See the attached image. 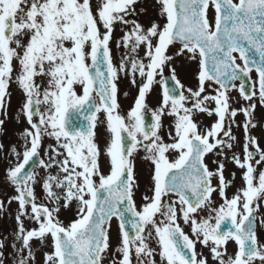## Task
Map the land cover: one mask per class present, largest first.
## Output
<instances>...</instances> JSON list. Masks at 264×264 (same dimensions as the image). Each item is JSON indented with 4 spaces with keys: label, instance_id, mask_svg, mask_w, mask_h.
<instances>
[{
    "label": "snow or ice",
    "instance_id": "6c2138e0",
    "mask_svg": "<svg viewBox=\"0 0 264 264\" xmlns=\"http://www.w3.org/2000/svg\"><path fill=\"white\" fill-rule=\"evenodd\" d=\"M137 2L0 0V113L6 114L8 88L15 75L24 93L21 114L29 125L23 133V151L13 146L16 162L7 170L15 194L0 200V212L6 203L18 205L13 264H33L30 241L34 238L42 247L51 239L45 264H104L110 250L111 264H133V255L136 264H157V255L160 264H209V257L213 264H264V244L256 236L264 171L257 172L252 163L257 155L256 165L264 163V148L250 134L256 127V103L232 107L238 101L230 96L231 90L249 102L258 96L264 106V0H155L167 22L153 20L149 27L129 18L136 13ZM116 25L128 28L116 42L117 48L128 50L118 65L113 64L109 47ZM174 44L176 57L186 55L199 64L195 89L185 88L174 68H170L172 86L164 76L173 63L167 52ZM14 61L18 62L15 73ZM253 71L257 79L249 89ZM121 74L137 88L126 116L118 103ZM154 84L161 85L162 103L152 110L153 122L146 126V99ZM101 112L111 133L108 174L101 171L95 142ZM165 113L175 120L168 132L170 142L160 132ZM201 113L216 116L215 123L201 128L195 119ZM238 113L245 117L242 125L236 124L245 133L243 159L233 152L237 138L232 126ZM72 114H79L87 124L73 125ZM4 123L0 119V128ZM45 135L56 143L41 158ZM140 149L154 169L151 194L143 195L137 210L134 153ZM229 153L231 162L244 170L243 184L231 198L226 190L235 173L230 174L232 179L225 176ZM171 154H175L172 159ZM209 154L218 157L211 161L215 168L205 162ZM34 157L33 170L26 171ZM37 184L45 200H38ZM214 192L223 200L218 208L212 207ZM73 202L76 218L65 225L58 214L61 208L70 210ZM204 212L206 216L201 215ZM25 218L37 227L26 229ZM113 219L115 248L109 235ZM225 221L231 226L222 230ZM259 223L264 226V218ZM229 241L238 245L234 256L227 255ZM197 244L207 249V256L197 252ZM4 248L5 240H0V264H5Z\"/></svg>",
    "mask_w": 264,
    "mask_h": 264
},
{
    "label": "rangeland",
    "instance_id": "374dc122",
    "mask_svg": "<svg viewBox=\"0 0 264 264\" xmlns=\"http://www.w3.org/2000/svg\"><path fill=\"white\" fill-rule=\"evenodd\" d=\"M96 0H93V3L95 4ZM157 5L155 0H138L137 4L134 5V7L136 8V13H134L131 17V19H137L139 23H141L142 25H144L145 27H149L151 25V22L153 21V19L148 16L147 13L150 12V8L153 5ZM158 7V5H157ZM144 8L146 9V11H144L143 13L140 12V9ZM159 15V13H158ZM160 16V15H159ZM166 23V22H165ZM159 24V23H158ZM101 31H103V29L101 28ZM128 31V28H121L120 25H116L113 31V35H112V40L110 41L109 47L112 51V55H113V60L115 61V63L118 65L121 58L125 55V53L128 51L127 49H125L124 47H120L117 48L116 47V42L119 41L121 39V37L124 35V32ZM15 46V45H13ZM178 48V46L171 45L169 46L168 52L167 54L170 56H173V61H175L176 59H181V60H187V56H182V57H176L175 56V51ZM140 56H143V49H140L139 52ZM190 60V59H189ZM193 62V63H192ZM188 63L191 64H187V61H184V64L187 65L189 67V70L187 72H185L181 78L183 81V85L185 88H192L195 89L197 87L198 84V72H199V64L196 61H188ZM251 77L253 79V81H255L257 79V74L256 72H252L251 73ZM118 84V103L120 104V113L121 115H125L127 114V112L130 110V108L132 106H134V100H135V95H137V88L136 86L132 85L129 82V78L127 75L121 74L120 79L117 81ZM127 94V95H125ZM152 95L153 93L148 94L147 99H146V104H147V108L144 110V112L146 111H152L153 110V103H152ZM230 96L234 99H236L238 101V103H236V106H247L248 103H256V106L261 105L257 97H254L253 100L251 102L249 101H245L243 100L239 93L234 90L230 93ZM8 98H11L12 100H17L20 101V103L23 104L24 101V96L23 97H18L15 95H12L11 93H9ZM16 106H19L16 104ZM212 107H215V105L213 104ZM12 110L13 108L10 110L9 115H3L4 113H0V116L3 115L2 119L5 120V123L3 125V130L1 131V137H0V145H3V148L0 149V200H5L7 201V198L14 195V188L13 186L10 185V183L8 182V178H7V170L10 166L14 165V163L16 162V158L15 156L12 154V148L13 146H15L17 151L22 152L23 151V145L22 143H20V145H15L12 144V142L10 141L11 139H14L15 136H18V134L21 132V129L17 128L11 118V114H12ZM101 114V119L102 121L105 119V115L103 112L99 113ZM100 119V120H101ZM9 124L11 125V130L12 132H15L16 135L12 136L10 134V131L7 130ZM56 143V141L53 138L48 137L47 135L44 136V141H43V151H44V155H45V151L48 149V146L54 145ZM146 154L140 149L137 153H135V158L139 161L140 160H146L144 159V156ZM135 165V163H134ZM135 167H134V171H135ZM142 178L146 177V174H142L141 176ZM242 182H243V178H241ZM216 184V182H215ZM214 185V183H213ZM36 188V195L38 200H43L45 198L44 192L40 186V184H37L35 186ZM135 193V192H134ZM142 195L141 193L137 192L135 193V199L137 200V203L139 206H141L142 204ZM17 203L14 201L11 204H7L6 203V209L3 212H0V240H5V248L3 249L4 251V255H5V264H13V261L17 258L16 254L14 252V250L11 247V243L13 242L14 239V233L17 229V222H16V215H17ZM51 207V206H50ZM75 211H76V205L75 202H73L72 205H70V210L69 209H65V208H61L59 214L61 215V221L67 225L69 222H67V220H65L66 218L69 220L72 218L75 219L76 215H75ZM59 218V215H58ZM26 224H30V227H27ZM35 223L32 222L31 220L28 219H24V227L26 229H31L34 228ZM6 238V239H5ZM50 239V238H49ZM33 241H37V239H33ZM117 244V241L115 240L114 246H112V248H114ZM17 246L19 247V243L17 244ZM51 243L49 240V247H44L43 249L39 250L36 254L35 257V261L33 262V264H45V252H49L51 251Z\"/></svg>",
    "mask_w": 264,
    "mask_h": 264
},
{
    "label": "flooded vegetation",
    "instance_id": "af4514ba",
    "mask_svg": "<svg viewBox=\"0 0 264 264\" xmlns=\"http://www.w3.org/2000/svg\"><path fill=\"white\" fill-rule=\"evenodd\" d=\"M26 40H27V37H24L22 42H26ZM13 66H14V73H15L16 69L18 68V62L14 61ZM178 68H180L179 65L174 66L175 72L178 70ZM156 79L158 80V77ZM139 80L140 79H138L137 82H139ZM37 83H39V84L43 83L41 78H39V77L37 78ZM153 87L156 88V85H153ZM78 90H79V87L77 86L76 91H78ZM8 93H11L12 95H15L18 97L24 96L22 89L15 82V75L13 77V80L9 84ZM158 96H159V93L156 95V99L153 100L154 104L156 105V109H158L159 105H160V100H159ZM16 104L19 106H16ZM21 107H22V103H20V101H17V100L14 101L11 98H7L6 114H3V115L8 116L10 110L13 108L11 118H12L14 125L17 128L21 129V132L18 134V136H15L16 133L12 132V130H11L12 127L9 124L8 129L10 131V134L12 136L16 137L15 139H11V140H18L20 138L21 143L25 144V137H24L23 133H24V130L29 127V125H28L25 117L21 114ZM40 110L43 112L44 107L41 106ZM3 115L0 116V119H2ZM253 116H254V123H256V127L252 128L250 130V134L252 136H255L258 139L261 148H264V106L256 107V110H255ZM165 117H166V121L161 122L162 127L160 129V132H161V135L164 137L165 142H170L169 137H168V132H169V130H171L174 127L175 122L173 121V118L171 116L165 115ZM213 118H214V116H208L204 113H201L195 117L196 122L198 123V125L201 128H207V127L211 126L212 124H214L215 122L213 121ZM244 120H245L244 115L241 113H238L236 118H235V124H233V126H232V132L237 138V142L234 144V147H233V152L240 155L241 159H243V155H244L243 143L245 141V133H244L243 127L241 126L238 128V127H236V124L242 125V122ZM226 123H227V118H226ZM104 139L105 138H102V137L97 138L95 140V142L97 143V145L100 149V153H101L100 158H99L100 164H101V171L104 174H108L110 171V164H109V158L107 157V154H106V149H107L108 145L110 144L111 140H109V139L104 140ZM43 141H44V137L42 139L41 146L43 145ZM13 144H15V143H13ZM174 156H175V154H171L170 159L174 158ZM230 157H231V153H229V159L227 161H225V165H226L225 176L228 179H232L230 174L235 173V179H232V184L226 190V194L229 198H231L235 194V192L243 184L241 178H243L242 173L244 171V170L240 169L239 167H237L234 163H232ZM215 159H218V157L213 156L212 154H209L208 156L205 157V162L208 163L210 169L215 168V165L212 164V162H211L212 160H215ZM258 159H259V155H257L255 157V159L252 161L253 166L257 169V172L264 171V163H262L261 165H256L255 161ZM153 169H154V166L151 163V180H152V175H153ZM36 171H42V170L37 167ZM51 171L55 172L56 169H52ZM213 195H214V198L216 200V206H212V207L218 208L222 203H217V202L222 200V198L218 195V193L214 192ZM49 206H51V205H49ZM201 215L206 216L207 212L201 213ZM256 215H257V226H256L257 240H258V242L264 244V226H261L259 223L260 218H264V202H262V206ZM225 222L227 225H225L224 227H228L230 225V222H228V221H225ZM181 227H183L184 231L191 236L190 228L187 225H184L182 221H181ZM109 232H110V234H112L114 240L117 241V229L111 230V231L109 230ZM151 246L154 248L157 247L154 242H152ZM226 247H227V255L228 256H234L235 253L238 251V245L234 241H229ZM197 252H203L204 255H206V256L208 255L207 249L202 248L200 244H197ZM110 256H111V250L108 254L105 255L106 260L109 261V264H111ZM117 258H119V256H117ZM155 259L157 261V264H160V256L157 255L155 257ZM225 259H227V256L225 257ZM133 264H136V260H135L134 255H133ZM209 264H213V262L211 261V257H209ZM257 264H259V261H257Z\"/></svg>",
    "mask_w": 264,
    "mask_h": 264
},
{
    "label": "water",
    "instance_id": "95a60500",
    "mask_svg": "<svg viewBox=\"0 0 264 264\" xmlns=\"http://www.w3.org/2000/svg\"><path fill=\"white\" fill-rule=\"evenodd\" d=\"M258 58V57H257ZM102 70H104V68L102 67ZM252 83L248 80V87L249 89L251 88ZM70 120L72 122L73 125L78 126V127H84L87 124V121H85L83 119L82 116H80L79 114H72L70 116ZM34 167V162L30 161L29 165L26 166V171H31Z\"/></svg>",
    "mask_w": 264,
    "mask_h": 264
}]
</instances>
